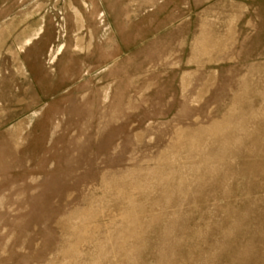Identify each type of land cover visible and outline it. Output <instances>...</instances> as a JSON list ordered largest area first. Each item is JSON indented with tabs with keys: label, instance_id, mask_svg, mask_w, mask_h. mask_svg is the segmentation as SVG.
Instances as JSON below:
<instances>
[{
	"label": "rangeland",
	"instance_id": "rangeland-1",
	"mask_svg": "<svg viewBox=\"0 0 264 264\" xmlns=\"http://www.w3.org/2000/svg\"><path fill=\"white\" fill-rule=\"evenodd\" d=\"M0 264H264V0H0Z\"/></svg>",
	"mask_w": 264,
	"mask_h": 264
}]
</instances>
